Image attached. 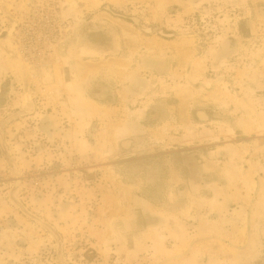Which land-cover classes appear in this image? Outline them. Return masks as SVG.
I'll use <instances>...</instances> for the list:
<instances>
[{
	"label": "rangeland",
	"instance_id": "374dc122",
	"mask_svg": "<svg viewBox=\"0 0 264 264\" xmlns=\"http://www.w3.org/2000/svg\"><path fill=\"white\" fill-rule=\"evenodd\" d=\"M0 264H264V0H0Z\"/></svg>",
	"mask_w": 264,
	"mask_h": 264
},
{
	"label": "bare ground",
	"instance_id": "6f19581e",
	"mask_svg": "<svg viewBox=\"0 0 264 264\" xmlns=\"http://www.w3.org/2000/svg\"><path fill=\"white\" fill-rule=\"evenodd\" d=\"M71 6H74L73 2L71 3ZM11 27H14V26L12 25ZM11 27H10V29H9L8 36L11 34V32H12V30H13V28H11ZM10 31H11V32H10Z\"/></svg>",
	"mask_w": 264,
	"mask_h": 264
},
{
	"label": "crops",
	"instance_id": "0c3cea01",
	"mask_svg": "<svg viewBox=\"0 0 264 264\" xmlns=\"http://www.w3.org/2000/svg\"><path fill=\"white\" fill-rule=\"evenodd\" d=\"M144 237H146L145 234H143V240H146ZM151 238H152V236L148 240H150Z\"/></svg>",
	"mask_w": 264,
	"mask_h": 264
}]
</instances>
